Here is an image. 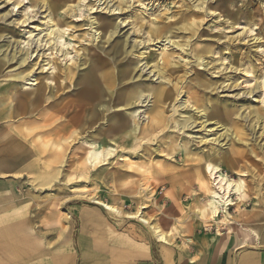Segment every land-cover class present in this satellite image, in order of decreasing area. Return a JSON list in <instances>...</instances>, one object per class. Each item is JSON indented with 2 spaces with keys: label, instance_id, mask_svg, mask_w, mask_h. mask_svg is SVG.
<instances>
[{
  "label": "rangeland",
  "instance_id": "374dc122",
  "mask_svg": "<svg viewBox=\"0 0 264 264\" xmlns=\"http://www.w3.org/2000/svg\"><path fill=\"white\" fill-rule=\"evenodd\" d=\"M18 1L21 4L12 7V4ZM198 2L199 0H35L28 9L29 0H0V46H7L8 54L14 52L11 61L6 62V70L10 77H13L26 65L28 68L23 72L32 69L31 79L34 80V84L37 83L30 86L27 85L29 80H14L18 82V90L25 93H31L36 88L42 90L45 105L56 97L55 94L62 99L68 94L80 93L79 84L82 81L79 83L77 81L91 68L88 61L83 62V55L88 57L93 55L97 59H102L104 66L110 70L120 69L125 63H129L130 67L135 64L134 77L139 76L147 83L154 84L159 79L151 77L152 73L148 74V66L143 71L140 70L145 59L153 63L165 52V48L161 46L164 41L151 36L153 40L147 42L148 50L145 51L141 42L147 39V34L134 30L131 25L135 23L145 31L151 26H160L161 28L158 27L160 34L170 37L174 42H187L186 48L190 52V55L185 57L178 49L168 47L166 52L173 53L175 66L167 71L165 76L168 78L169 74L178 76L180 85L185 89L189 88L194 98L198 94L199 108L208 112L206 118L210 120L203 122L206 130L200 129L198 123L205 118H198L194 113V106L191 105L194 102L189 98V94L180 92L176 100H169L165 105L163 113L165 120L162 125L164 130L161 132L164 134L163 137L169 136L167 140L175 136L177 143L183 148V151L182 148H175L173 151L176 154L175 158L166 156L165 145L153 138L148 144H143L142 149L140 147L128 157L117 156L120 153L118 149L108 159L109 162L104 160L95 162L94 165V160L90 156L85 157L86 151L94 147L93 141L90 135H83V132L79 131V136H71L66 141L65 156L49 162V167H58L59 173L42 175L44 169L43 163L40 162V175H0V180L7 182L10 176L19 177L15 192L8 191L0 195V210L6 205L16 204L19 208L10 209L7 215L13 210L21 212V218H27L26 221L34 226L33 231L40 238L41 253L27 263L82 264L78 242L80 214L87 213L81 212V209L92 208L99 212L100 217L89 213L90 217L95 218L90 219L92 223L89 224V232L92 235H96L97 232L101 234L103 230L109 232V242L114 248L109 255L114 264H132L135 260L138 263L141 260L139 258L142 256L141 253L145 252V246L148 247L150 256L144 259V262L151 264H193L201 260L204 257L202 249L206 248L212 233H215L214 237L222 238L224 234L221 231L227 230V227H219L216 224L205 225L209 219L199 222L192 218L193 209L203 207L208 197L207 191L200 187L201 175L193 173L196 171L202 151H214L215 147H219L209 143L210 138L225 143L224 147L233 145L235 148L232 153L227 152L226 163L220 166L223 174L237 178L233 165L227 164L228 158L230 163L235 159L240 166L250 171L247 178H244L245 187L249 188L245 202L249 205L245 207L243 202H239L236 206H230L231 219L248 218L245 216L252 215V210L256 209L261 213L258 220L263 219L264 102L259 101L261 97L259 91L254 89L251 95L244 91L246 88H253L256 81L264 76V0H205L198 7H194ZM117 4L122 7V12L117 9L110 10ZM23 16L31 18L21 24ZM49 19L54 22L62 20L61 29L64 33L61 41L64 45L56 42V47L63 52H70L69 55L63 56L62 52L55 50H52L50 55L47 41L45 42L47 38L45 23ZM94 19L109 20L111 23L101 38L95 36L99 35V29L104 28H99ZM37 38L42 39L39 44L35 43ZM121 41L126 43L127 50L133 49L132 54L125 57L114 55V47ZM77 48H83V51L78 52V56L74 52ZM23 53L27 54L25 63L19 64L25 55ZM187 60L188 63H185ZM72 62H77L76 74L69 88L66 78L60 71ZM233 62L237 70H230V64ZM245 69L251 70V75L244 73ZM245 80L249 82L244 83ZM185 99L191 103H185ZM181 102L185 104L181 106ZM141 105L139 111L145 108L144 104ZM74 111L59 120L65 132H70L73 128L67 127L66 124ZM5 114H0V122L7 125L1 126L0 132L18 130L17 124H21L23 119H19V115L16 119ZM189 114L197 118L196 123L191 130L183 133L173 131L171 120L166 119L176 120ZM141 116L142 113L140 119ZM28 120L33 121L28 118L25 121ZM38 120L36 116L35 129L40 130L42 137L56 131L53 124L39 129ZM214 120L219 123L226 121L230 127L229 135L222 134L223 130H220V127L215 129L216 125L212 124ZM32 127V123H26L24 126L28 132L26 135L31 132ZM208 129H212L210 135ZM85 131L87 132L86 128L84 133ZM235 134L240 136L243 142L233 141L230 144L229 140L232 141L230 137ZM205 139L208 140L204 142ZM220 150L223 151L221 148ZM159 167L175 168L179 175H161L158 173ZM114 169L124 170L129 174L121 176L103 175L104 171L100 173L101 170ZM39 178H46V184L38 185L35 179ZM33 188L35 191L31 192ZM91 194L100 200L120 205L124 214L117 216L81 197ZM138 203H141L140 206L143 205V215L151 223H159L162 218L171 222L161 224L162 229L171 232L170 243L158 241L145 224L143 225L137 218H128L125 215L134 213ZM67 212L73 219L70 230L65 220L58 217L59 214L69 218ZM190 223L193 225L188 226ZM19 224L20 222H16L0 227V264L15 261L2 259L1 256L3 251L6 253L9 249L6 238L10 240V237L22 235L26 230ZM247 225L264 223H245L241 227L234 226L228 230L242 232L244 228L248 229ZM217 228L222 235H217ZM126 249L133 250L131 252L136 253L137 258L126 255L124 251Z\"/></svg>",
  "mask_w": 264,
  "mask_h": 264
},
{
  "label": "bare ground",
  "instance_id": "6f19581e",
  "mask_svg": "<svg viewBox=\"0 0 264 264\" xmlns=\"http://www.w3.org/2000/svg\"><path fill=\"white\" fill-rule=\"evenodd\" d=\"M204 2L205 0H199L194 7H198L199 4ZM29 3L28 9L31 8L32 3H35V0H29ZM206 3H208V1H206ZM19 4H21V2H14L12 7ZM116 9L120 12L123 10L118 4L110 10L115 11ZM22 18L21 24L27 22L31 17L23 16ZM94 20L99 28H104L99 29V35L95 36L96 38H101L106 32L105 30H108L111 23L109 20ZM45 26V29L47 30L45 33L47 36L45 42L47 41L50 55L52 54V50L62 52L63 56L69 55L70 52H63L56 47V42L62 46L64 45V42L61 41L62 34L64 33L61 29L63 26L62 20H56L54 22L49 19L45 23ZM131 27L136 31H142V33L147 34V39L141 42L145 51L148 50L147 42L153 40L151 39V36L164 41L161 46L165 48V52L162 53L160 58L156 59L153 63L145 59L140 70L143 71V69L148 66V74L152 73L151 77H155L156 80L159 79L156 83L154 82V84H150L139 78V76L134 77L133 71L135 64L130 67L129 63H125L122 64L123 67L120 69L110 70L104 66L101 61L102 59H97L93 55H90L89 57L83 55L85 60H83V62L85 63L88 61L91 64V68L89 72L77 81V83H79L80 80L82 81L79 84L81 92L68 94L62 99H59L57 94H55L56 97L46 105L44 104L45 98L42 90L36 88L31 93H25L18 90V82H15L14 80H29L27 85L30 86L37 84H34V80L31 79L33 76L32 69H29L24 73L23 71L28 68V66L25 65L21 72L10 77V73L6 70V62L9 63L11 61L14 52L8 54L6 52L7 46H0V114H5L7 112L5 115L16 117V119H23V121H25L26 118L35 120V117L38 116L39 120L42 119L40 121L38 120L39 129L49 127L52 124L56 126V131L48 134L47 137H42L41 133H39L38 137L34 139L36 143V147L34 148L35 154H37L39 162L43 163L44 170L41 172L42 175L59 173L58 167H49V162L53 160L57 161L60 159V156H65L64 146L66 141L71 136H79V131L83 132V135H90V139L93 141L94 147L90 149V151H86L85 157L90 156V158L94 160V165L96 164L95 162H101L104 160L109 162L108 159H110L111 156H113L114 151L118 149V152L120 153L117 154V156L123 155L128 157L130 154L138 151L140 147L142 149L143 144H148L153 138L156 139V142L158 141L162 145H165L164 151L166 156L175 158L176 154L173 151L175 148L181 149L182 147L177 143V138H175V136L167 140L169 136H167V138L163 137L164 134H161V132L164 130L162 125H164L165 120L163 116L165 105L169 103V100H176L180 92H187L189 94V98L194 103L192 104L186 99L185 103L189 102L194 106V113L197 114L198 118H205L204 120H200L198 124L200 129L206 130V125L203 122H210V120L206 118L208 112L204 110L202 111L199 108L198 94H196L194 98L189 92V88L185 89L180 85V79L178 76L174 74H169L170 78L165 76L167 71L175 66V63L173 62V53L166 52L168 47L171 46L178 49L179 52L187 57L186 55H190V52L187 51L186 48L188 43L174 42L170 37L160 34L158 29V27L161 28L160 26H151L148 31H145L135 23H132ZM163 37L164 39H161ZM41 41L42 39H35V43L39 44ZM38 46H36L35 51H37ZM114 49V55H118V57H121L122 55L125 57L126 55L133 53V49L127 50L126 43L123 41L117 42ZM79 51H83V48L74 49L76 56H78ZM23 54L25 55H23L21 63L19 64L25 63L27 54ZM178 58L183 57L178 56ZM183 59L184 61L186 60L185 58ZM188 61L189 60L185 63H188ZM76 63L77 62H72L71 65H67L60 71V74L66 78L69 88L70 84L74 82ZM229 68L230 70H237L234 62L230 64ZM244 73L251 75V70L249 71L248 69H245ZM248 82V80L244 81V83ZM254 89L261 94L259 101L264 102V76L261 80L256 81L253 88H246L244 92L251 95L254 92ZM194 99L197 101L196 103ZM148 102H150L149 105L147 104ZM185 103L181 102L180 104L182 106ZM141 104H144L143 107L145 106V108L139 111V107L142 106ZM73 110L75 111L69 117V121L66 124L67 127L73 126V128L70 132H65L64 128L60 126L59 120L66 118L67 114ZM141 113L142 116L140 119ZM17 115L20 117L17 118ZM166 119L168 121L171 120L170 123L173 124V131L176 130L177 132L183 133L186 130L192 129L191 127L196 123L197 118H193V116L189 114L187 116L179 117L176 120L170 118ZM218 123L217 120L213 121L212 124L216 125L215 129L220 127V130H223L222 134L229 135L230 127L227 125V122ZM6 125L7 123L0 122V127ZM85 128L87 129V132L85 131L84 133ZM211 130L212 129H208V131H210L209 135L211 134ZM158 135L159 137H157ZM230 138L232 140H229L230 144L233 143V141L243 142L242 138L236 134ZM207 140L208 139H205L204 142ZM209 143L218 145L223 151H221L219 147H215L214 151H202V155L199 159L200 161L193 175H201L202 179L200 181V187L207 191L208 197L203 207H195L193 209L192 218L199 222L209 219L210 221L205 224L209 226L210 224L226 226L233 221V219H231L232 215L229 213L230 206H236V203L239 202H243L245 207L249 205V203L245 202V199L248 197L247 191L249 188L245 187L244 178H247L246 176H248L250 171L244 166H240L239 162L235 159L230 163L228 158L227 164L233 165L237 178H232L230 175L223 174L220 166L226 163L227 159L225 158L227 157V152L232 153L235 151V148L233 145L224 147L225 143H219L215 138H210ZM16 146L17 150L28 151L26 148L20 147L18 144ZM181 150L183 151V148ZM52 154L58 156L56 157ZM50 157H52V159H49ZM85 159L86 158H84V160ZM163 161H166V159H163ZM117 162L118 160L113 164L115 165ZM160 168L161 167H159L158 173L160 172L161 175H179L175 168ZM47 169L48 171H46ZM102 172L104 173L103 175L123 176L129 174L124 170L119 171L118 169L112 171L101 170L100 173ZM43 180L46 181L47 179L43 178ZM81 197L100 205L103 209L117 216L124 214L120 205L100 200L96 195H82ZM72 198H74V196L71 197V199ZM171 200L173 203L174 200L172 193ZM140 204L141 203H138L137 209L134 213H126L125 215L128 218H137L138 221L143 223V225L145 224L158 241L165 244L170 243L172 236L170 234L171 232H167V230L162 229L158 223H151L149 219L145 218L142 211L144 207L143 205L140 206ZM67 214L69 215L70 213L67 212Z\"/></svg>",
  "mask_w": 264,
  "mask_h": 264
},
{
  "label": "crops",
  "instance_id": "0c3cea01",
  "mask_svg": "<svg viewBox=\"0 0 264 264\" xmlns=\"http://www.w3.org/2000/svg\"><path fill=\"white\" fill-rule=\"evenodd\" d=\"M26 123H32L33 126L28 135H26V133H28L26 132L27 130L24 129ZM17 129L18 130L13 132H0V163L9 164L8 166L0 165V175H40V162L34 149L36 147L34 139L38 137L40 131L35 129V120L23 121L21 124H17ZM17 144L20 145V147L26 148L28 151L17 150ZM12 176H10L8 182L0 180V195L8 191H16V184H19V177ZM35 181L40 186L46 184V181L43 182V178L35 179ZM34 189L35 188H33V191L31 192H34ZM16 207L18 206L12 203L11 205H6L0 210V227L20 222L19 225L22 226L23 229L28 230H25L22 235L18 234L16 237H10V240L9 238H6L7 240L5 241H7V247H9V249H7L6 253H4V251L2 252L1 258L15 260L8 264H26L27 261L34 260L39 256L41 253V243L39 235H36L33 231L34 226L26 221L27 218H21V212L13 210L7 215L10 209H16ZM257 210L258 209L252 210V215L256 214V216L246 215L245 217L248 218L243 217V219L241 218L242 220L239 217H234L235 220L229 225L219 226L224 228L227 227L225 232L221 231L224 236H222V238H217L214 237L215 233H212L207 241L206 248L202 249L204 257L193 264H264V225H247L248 229L244 228L242 232L240 230L233 232L228 230L234 226L241 227L245 223H264V214L263 219L261 221L258 220L261 213ZM81 212H87L86 214H80L78 242L81 263L114 264L109 255L111 251L114 250L109 242V232L103 230V233H101L102 235L99 232L95 233L96 235H92L89 232V224L92 223L90 219H95L90 217L89 213L100 217L99 212L94 208L85 210L81 209ZM69 215V218L65 215L60 216L59 214L58 217L65 220L70 230L73 219L71 218V214ZM32 216L34 217V215ZM95 221L98 222V220ZM160 221L161 222L158 223L160 227L161 224L166 225V223H171L164 218ZM191 225L193 224L190 223L188 226ZM30 229L32 231H30ZM221 232L219 231V228L216 229V233H218L217 235H222ZM105 235L107 236L103 238ZM147 248L148 247L146 246L144 247L145 252H142V256L139 257L141 260L138 261V263H136L135 260L132 264H151L144 262L146 258L150 256V251L148 252ZM124 251L126 252V255L137 258V254L131 252L133 250L126 249ZM27 264H29V262Z\"/></svg>",
  "mask_w": 264,
  "mask_h": 264
}]
</instances>
